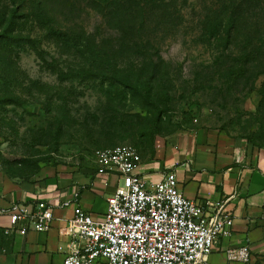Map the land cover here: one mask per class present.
<instances>
[{
    "label": "rangeland",
    "instance_id": "1",
    "mask_svg": "<svg viewBox=\"0 0 264 264\" xmlns=\"http://www.w3.org/2000/svg\"><path fill=\"white\" fill-rule=\"evenodd\" d=\"M13 9L26 40L0 41L8 176L92 167L118 144L148 158L175 133L264 146V0H0L1 23Z\"/></svg>",
    "mask_w": 264,
    "mask_h": 264
},
{
    "label": "crops",
    "instance_id": "2",
    "mask_svg": "<svg viewBox=\"0 0 264 264\" xmlns=\"http://www.w3.org/2000/svg\"><path fill=\"white\" fill-rule=\"evenodd\" d=\"M140 158L137 171L148 180H157L162 171L172 170L185 197L201 205L223 203L231 214V233L216 242L209 256L212 264L224 262L227 248L242 245L250 249L249 264H262L264 146L235 143L227 147L210 135L175 133L156 140L153 156ZM117 183L114 175L97 174L96 164L41 166L27 179L12 178L0 170V208L13 203L31 205L37 199H52L57 204L52 224L44 232L4 235L7 217L0 214V264H62L70 247L64 227L74 205L100 218L105 198ZM62 201L69 203L61 206Z\"/></svg>",
    "mask_w": 264,
    "mask_h": 264
},
{
    "label": "built area",
    "instance_id": "3",
    "mask_svg": "<svg viewBox=\"0 0 264 264\" xmlns=\"http://www.w3.org/2000/svg\"><path fill=\"white\" fill-rule=\"evenodd\" d=\"M140 162L130 144L98 152L96 173L114 175L118 183L106 196L100 218L74 205L64 227L70 247L62 264H212L209 256L216 242L231 233V214L223 203L201 205L185 197L172 170L148 180L137 171ZM56 206L52 199H37L31 205L0 208L7 217L2 233L47 231ZM224 257L217 264H249L251 252L242 245L227 248Z\"/></svg>",
    "mask_w": 264,
    "mask_h": 264
},
{
    "label": "trees",
    "instance_id": "4",
    "mask_svg": "<svg viewBox=\"0 0 264 264\" xmlns=\"http://www.w3.org/2000/svg\"><path fill=\"white\" fill-rule=\"evenodd\" d=\"M21 16H22L21 14H18L17 11L15 9H13V10H11L9 16L4 18V21L2 23L0 22V41L4 42L6 44L14 45V46H20V45H22V43L25 42L26 38L21 37V36H17V35H13V32L16 30V27H17V19L20 18ZM49 35H52L61 41H66L69 39L67 37V35H65L64 33H61V32L49 31ZM118 81L120 84H122L125 87H130V88L137 90L135 85H133L130 82V80H128L124 76H122V78L119 79ZM146 95H149L148 90H147ZM253 146L257 147V148L260 147V146H256V145H253Z\"/></svg>",
    "mask_w": 264,
    "mask_h": 264
}]
</instances>
